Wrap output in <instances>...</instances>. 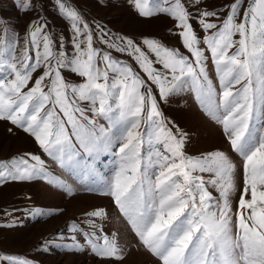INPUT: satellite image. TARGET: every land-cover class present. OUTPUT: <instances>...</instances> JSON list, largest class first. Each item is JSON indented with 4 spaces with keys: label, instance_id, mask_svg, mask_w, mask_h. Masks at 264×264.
<instances>
[{
    "label": "snow or ice",
    "instance_id": "1",
    "mask_svg": "<svg viewBox=\"0 0 264 264\" xmlns=\"http://www.w3.org/2000/svg\"><path fill=\"white\" fill-rule=\"evenodd\" d=\"M131 2L142 17L173 18L189 55L154 39L137 43L112 35L100 24L93 29L67 0H57L71 22L73 51L66 52L64 38L54 39L46 23H31L19 50L14 40L0 38V120L34 137L61 168L91 177L159 264H264V0H247L246 6L230 0L222 19L215 9L199 11V27L208 33L203 38L189 10L200 0H153L154 7L150 0ZM23 5L30 6L28 0ZM201 43L211 53L219 91L209 78ZM113 51L131 57L135 66ZM65 71L80 82L68 80ZM185 89L222 125L242 158V184L228 153L190 156L186 134L167 126L159 101ZM100 118L108 121L107 128ZM145 143L152 146L147 158L141 154ZM113 145H118V165L105 179L95 162ZM33 179L70 190L40 155L0 160V185ZM86 215L104 219L107 213L95 209ZM86 223L87 232L73 223L71 243L53 247H87L103 260L124 259L117 233H106L94 219ZM80 234L83 244L76 238ZM0 264L34 262L0 252Z\"/></svg>",
    "mask_w": 264,
    "mask_h": 264
},
{
    "label": "rangeland",
    "instance_id": "2",
    "mask_svg": "<svg viewBox=\"0 0 264 264\" xmlns=\"http://www.w3.org/2000/svg\"><path fill=\"white\" fill-rule=\"evenodd\" d=\"M28 2L30 6L25 8L23 0H0V21H3L0 23V38L14 40L19 50L24 46L29 25L33 22L46 23L47 30L54 39L58 40L61 36L64 38V48L71 54L73 51L71 22L61 14L57 0ZM67 3L74 7L93 29L96 24H100L112 35L133 38L137 43L143 38L154 39L189 55L181 43L178 35L180 29L176 26V21L167 14L156 13L151 17H142L131 0H67ZM187 3L192 4V0H187ZM227 3H230V0H200L198 4L190 7L189 10L194 17L192 21L194 29L201 38L208 33L199 27V11L215 9L221 13L222 19L223 12L226 11L223 5ZM242 4L246 6L247 0H242ZM150 6L154 7L153 0H150ZM210 19L218 22L215 17ZM6 28L10 30L7 33ZM233 39L238 40L239 36L236 35ZM96 46L109 50L104 45ZM200 47L204 48L205 56L208 57L206 64L209 78L219 91V78L211 60V53L203 43ZM231 51L233 49H229V52ZM113 55L135 66L131 57L114 51ZM64 75L72 82H80L81 78L67 71ZM153 90L158 96V90L154 85ZM159 107L167 126L173 131L178 128L186 134L185 150L188 155L195 157L213 150L225 151L237 165L242 184V158L231 149L222 125L207 115L194 92L185 89L172 94L167 100L159 101ZM99 123L106 128L109 126L108 121L103 118H100ZM144 127L142 124L141 128ZM112 147L113 151L103 152L95 162L97 170L105 179L113 176L118 165L114 155V149L118 145ZM151 147L147 143L142 145L143 157L147 158L151 154ZM23 154L40 155L45 161L46 169L59 176L61 181L70 186V190L49 184L44 179L6 181L0 185V252L24 256L34 264H159L156 257L138 244L135 234L119 213L112 198L106 195L105 190L98 184L92 183L91 177L85 179L78 170L70 167L61 168L57 162L43 153L34 137L10 121L0 120V160ZM203 175L205 179L208 178L207 174ZM210 190L218 196L214 189ZM95 209H103L107 213L106 218H90L86 215ZM35 210L43 214L38 215ZM89 219L96 220L106 233H117L124 250L123 260H103L87 247L81 251L53 247L54 244L71 243V237L76 235L72 231L73 223L87 232L89 226L86 221ZM76 238L81 244L84 243L82 234Z\"/></svg>",
    "mask_w": 264,
    "mask_h": 264
}]
</instances>
